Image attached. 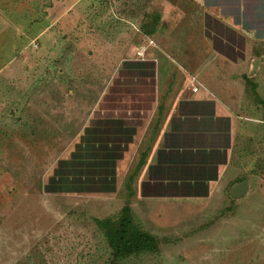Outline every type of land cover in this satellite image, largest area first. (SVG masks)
Returning a JSON list of instances; mask_svg holds the SVG:
<instances>
[{
  "label": "rangeland",
  "instance_id": "1",
  "mask_svg": "<svg viewBox=\"0 0 264 264\" xmlns=\"http://www.w3.org/2000/svg\"><path fill=\"white\" fill-rule=\"evenodd\" d=\"M201 3L0 0V264H264V181L241 199L141 201L101 168L120 142L103 126L156 103L160 122L183 89L218 84L206 63L238 76L212 54L240 36ZM124 206L156 247L115 258L100 222Z\"/></svg>",
  "mask_w": 264,
  "mask_h": 264
},
{
  "label": "crops",
  "instance_id": "2",
  "mask_svg": "<svg viewBox=\"0 0 264 264\" xmlns=\"http://www.w3.org/2000/svg\"><path fill=\"white\" fill-rule=\"evenodd\" d=\"M201 6L240 36L239 45L224 39L232 56L212 54L230 68L240 65L239 74L211 73L206 63L209 75L219 77L216 86L197 81V92L183 89L160 122L153 121L157 103L148 110L117 163V185L132 180L129 200H223L246 179L245 193L233 198L241 199L264 181L256 163L264 162V0H202Z\"/></svg>",
  "mask_w": 264,
  "mask_h": 264
},
{
  "label": "trees",
  "instance_id": "3",
  "mask_svg": "<svg viewBox=\"0 0 264 264\" xmlns=\"http://www.w3.org/2000/svg\"><path fill=\"white\" fill-rule=\"evenodd\" d=\"M215 21L218 26H223L225 29H227V27H225L222 23L217 20ZM129 94L133 93L129 92ZM123 96H127V93H123ZM141 100L142 101H136L134 99L133 101L147 104V99L143 100L141 98ZM150 108L151 107L148 108L146 105L136 109L135 111H140V114H137L133 118L134 122L126 121L125 119H127L126 117L128 116L124 115L120 117L117 122L103 126V128L106 129L112 128V132L94 134L98 137V139H102V137H105L106 139L109 137H116L120 141L113 144H108L109 146H113V148L111 150L109 149V147L107 148V156L104 158V160H111L108 162L109 164L110 162H112L113 164L111 166L101 167L105 168V170L109 172L105 174L106 178H113V180L116 178L117 163L122 158L123 153L127 149L130 141L133 140L136 130L142 125V121L144 120ZM128 114H130V112H127V115ZM122 120L123 122H120ZM92 127V124L87 127V135L91 132V129H93ZM116 144H121L122 146L120 157L110 155L111 153H114L116 151ZM100 223L104 228L106 240L111 249V253L115 258H120L124 255H129L130 253H139L142 251L152 250L156 247V240L154 239V237L135 225L131 216V210L129 206H124L122 208V213L118 220L112 221L110 219H106Z\"/></svg>",
  "mask_w": 264,
  "mask_h": 264
},
{
  "label": "water",
  "instance_id": "4",
  "mask_svg": "<svg viewBox=\"0 0 264 264\" xmlns=\"http://www.w3.org/2000/svg\"><path fill=\"white\" fill-rule=\"evenodd\" d=\"M247 186H248L247 180L244 179L241 183L233 186L230 192V196L232 198H240L245 193Z\"/></svg>",
  "mask_w": 264,
  "mask_h": 264
},
{
  "label": "built area",
  "instance_id": "5",
  "mask_svg": "<svg viewBox=\"0 0 264 264\" xmlns=\"http://www.w3.org/2000/svg\"><path fill=\"white\" fill-rule=\"evenodd\" d=\"M146 48H141V51H139V55L142 57L144 55V51H145ZM192 80L195 81V78H193ZM199 84V83H198ZM197 83L194 84L192 87H191V90L192 92H197V90L199 89V85Z\"/></svg>",
  "mask_w": 264,
  "mask_h": 264
}]
</instances>
